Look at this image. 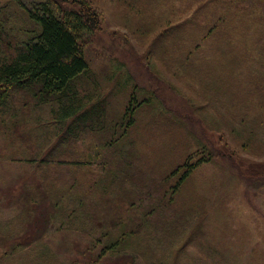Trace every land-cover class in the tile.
Wrapping results in <instances>:
<instances>
[{"label":"rangeland","instance_id":"1","mask_svg":"<svg viewBox=\"0 0 264 264\" xmlns=\"http://www.w3.org/2000/svg\"><path fill=\"white\" fill-rule=\"evenodd\" d=\"M8 1L0 0V6L5 4L11 26L17 25L14 16L19 18L20 9ZM20 1L30 7V0ZM84 1L96 13L97 27L80 41L90 73L77 82L80 96L91 94L94 102L93 91L101 89L98 94L109 105L108 125L119 123L130 96L136 102L151 103L136 112L133 127L116 148L102 150L122 132H110V128L84 136L71 147L70 157L88 164L77 172L86 174L85 184H79L100 198L98 225L107 228L117 224L126 201L132 202L143 185L137 188L134 182H124L126 195L109 180L103 183H111L109 187L93 186V174L104 180V174L118 168L117 162L129 163L125 171L144 172L155 183L166 182L165 199L158 196L166 209H158L151 218L156 229L163 221L166 228L173 219V227L166 228L171 234L163 235L164 239L159 232L149 234V240L156 238L160 244L153 249L156 243L149 241L152 251L151 247L148 252L141 249L139 259L129 257L138 249L135 246L110 257L97 244L103 229L82 235L75 226L64 228L52 218L54 210L47 202L27 211L29 203L22 198L29 188L42 184V172L19 159L27 158L36 144L4 135L7 128L3 126L0 264H264V63L244 60L236 50L239 60L221 58L225 42L236 43L234 32L241 36L246 32L234 22L232 29L223 26L221 32L209 35L222 13L231 10L229 4L221 6L218 0ZM49 111V106L35 111L34 120L26 113L27 129L41 121L48 122L51 133L58 131ZM203 156L208 161L199 163ZM185 162L198 165L175 188L183 169L175 177L172 173ZM158 207L156 203L148 210ZM109 228L118 235L117 228Z\"/></svg>","mask_w":264,"mask_h":264},{"label":"trees","instance_id":"2","mask_svg":"<svg viewBox=\"0 0 264 264\" xmlns=\"http://www.w3.org/2000/svg\"><path fill=\"white\" fill-rule=\"evenodd\" d=\"M8 2L20 9V15L19 18L14 16V24H18L11 26L5 13V4L0 6V128H7L3 133L6 136L7 133L8 136L14 134L20 136L19 141L26 140L36 144L34 153L32 151L27 158H17L42 172V184L29 188L22 198L25 203H29L26 204L27 211L32 205L36 207L38 203L47 202L54 210L52 218L62 222L64 228L75 226L82 235L98 234L103 229L101 238L97 240V244L101 245L102 254L117 256L125 253L126 246H135L138 249L129 257L139 259L141 249L148 252L151 247L152 251V243L149 241L156 243L153 249L158 248L160 244L156 238L149 240V234L153 231L159 232L157 234H160L161 239H164L163 235L171 234L166 228L173 227V219L167 223L166 228L163 221L156 229L151 218L158 209H166L161 207L159 202L161 197L164 196L162 199H165L168 192L165 188L166 182L155 183L153 176L144 172L139 175L140 172L125 171L123 167H129V163L120 165L117 162L118 168L112 170L111 175L104 174V180L102 176L93 174V186H99L109 180L117 186L118 191H124L126 195L129 194L124 188L126 182L136 183L137 188L139 184L143 185L141 193L132 202L125 200V206H128L123 208L124 212L121 213L124 217L118 212L122 207L115 209L119 214L117 224L109 226L117 228L118 235L114 236V230L111 228L99 227L98 220L102 210L100 198L92 192L84 191L83 176L86 174L77 173L88 165L87 162L72 158L70 154L73 152L71 147L83 140L84 136L102 132L106 128H110V132H122L102 150L116 148L133 127L136 112L142 105L147 106L151 101L144 99L136 102L135 97L130 96L119 123L108 125L106 113L109 105L105 99L100 98L98 90L101 92V89L96 88L93 91V98L96 99L94 102L89 99L91 94L80 96L77 82L90 75L80 41L83 35L91 33L97 27V15L84 0H30V7L24 6L20 0ZM218 2L224 7H227L228 3L231 10L222 13L209 35H213L214 30L221 32L223 26L231 28L234 22L246 30L244 36H241L239 31L234 32L236 43H230V40L225 42V52L221 58L239 60L234 51L236 50L240 56L245 57L242 58L244 60H258L264 63V0ZM18 92L23 95H17ZM88 103L91 106L87 108ZM45 106L50 107V122L59 126V130L51 133L47 128L48 122L41 121L32 123V128L27 129L29 122L26 113L29 112L32 120L34 117L37 119L35 111L42 110ZM201 159L199 163L208 161L209 157L207 160H204V156ZM197 165L185 162L177 167L172 177L179 175V170L183 169V173L174 187L181 186ZM139 177L144 179L139 180ZM168 179L166 180L169 181ZM103 185L109 187L112 184ZM39 190L43 191L38 192ZM171 192L176 193V189L172 187ZM90 198L92 201L93 198L97 200L90 202ZM156 203L159 207L152 210ZM106 210L108 212L112 209ZM23 215L27 216L26 210ZM86 231L92 233L88 234Z\"/></svg>","mask_w":264,"mask_h":264}]
</instances>
